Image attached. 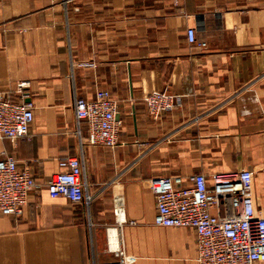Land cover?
<instances>
[{
    "label": "crops",
    "instance_id": "obj_1",
    "mask_svg": "<svg viewBox=\"0 0 264 264\" xmlns=\"http://www.w3.org/2000/svg\"><path fill=\"white\" fill-rule=\"evenodd\" d=\"M163 88L178 99L154 119L143 98ZM100 89L118 104V145L80 148L74 98ZM0 95L34 116L0 159L40 184L22 215L0 213V264H105L118 244L132 264H197L193 229L153 222L155 176L251 170L264 216V0H0ZM70 156L89 202L47 193ZM115 192L136 224H114Z\"/></svg>",
    "mask_w": 264,
    "mask_h": 264
},
{
    "label": "built area",
    "instance_id": "obj_2",
    "mask_svg": "<svg viewBox=\"0 0 264 264\" xmlns=\"http://www.w3.org/2000/svg\"><path fill=\"white\" fill-rule=\"evenodd\" d=\"M186 38L198 48L206 46L196 40L193 28H187ZM177 97L163 88L144 96L143 102L148 114L156 119L174 108ZM73 109L80 148L84 144L107 148L118 145L121 120L117 101L108 90H98L90 100L75 97ZM33 117L31 102L0 95V139L15 141L28 137ZM59 167L60 171L52 174L46 184L50 198H65L72 204L89 202L79 157H65ZM259 173L264 179V164ZM253 184L251 170L216 172L209 176L198 172L185 178L152 177L149 188L155 199L153 222L159 227L193 229L197 264H264V216L256 212ZM39 188L30 169L19 167L12 155L0 159L1 214L22 215L29 194ZM111 204L117 228L136 224L126 216L122 192L112 194ZM113 251L119 260L105 264H132L133 258L119 244Z\"/></svg>",
    "mask_w": 264,
    "mask_h": 264
}]
</instances>
